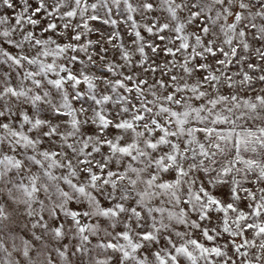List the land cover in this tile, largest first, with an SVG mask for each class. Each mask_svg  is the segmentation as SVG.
I'll use <instances>...</instances> for the list:
<instances>
[{
	"label": "snow or ice",
	"instance_id": "obj_1",
	"mask_svg": "<svg viewBox=\"0 0 264 264\" xmlns=\"http://www.w3.org/2000/svg\"><path fill=\"white\" fill-rule=\"evenodd\" d=\"M0 264H264V0H0Z\"/></svg>",
	"mask_w": 264,
	"mask_h": 264
},
{
	"label": "rangeland",
	"instance_id": "obj_2",
	"mask_svg": "<svg viewBox=\"0 0 264 264\" xmlns=\"http://www.w3.org/2000/svg\"><path fill=\"white\" fill-rule=\"evenodd\" d=\"M10 14V13H9ZM9 211H11V208H9ZM225 239H227V237H225ZM65 243H67V241H65Z\"/></svg>",
	"mask_w": 264,
	"mask_h": 264
}]
</instances>
